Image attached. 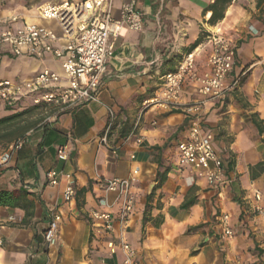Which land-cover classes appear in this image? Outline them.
I'll return each instance as SVG.
<instances>
[{
  "label": "crops",
  "instance_id": "obj_1",
  "mask_svg": "<svg viewBox=\"0 0 264 264\" xmlns=\"http://www.w3.org/2000/svg\"><path fill=\"white\" fill-rule=\"evenodd\" d=\"M128 1L113 0L114 18L120 17V9ZM214 1L137 0V8L143 12V28L111 39L112 53L98 100L66 110L44 108L43 120L26 133L22 146L0 166V190H23L33 202L31 208L0 207V264H122L121 238L137 249L139 264H187L190 249L200 237V233L185 236L189 228L225 214L230 226L238 220L245 211L241 201L256 194L264 176L263 172L256 179L251 177V167L264 161V143L251 118L257 113L264 121V1L258 5V0H232L224 18L212 23ZM14 15L19 22L53 29L38 12L0 8L1 22ZM219 29L236 41V63L229 80L240 78V83L224 100L204 106L201 126L213 134V147L223 160L226 178L214 186L201 178L190 185L189 173L180 170L177 162L192 120L186 106L200 96L187 82L172 108H162L150 100L161 94L165 76L177 70L188 52L197 50L198 68L205 69L210 54L207 37ZM199 38L201 42L193 49ZM46 67L63 74L60 60L51 55L15 56L0 46V80L29 79ZM23 108L10 110L0 102V118ZM111 122L108 140L103 142ZM62 145L69 147L66 161L57 157ZM159 161L160 170L170 167L161 185L155 180ZM51 169L73 174V202L62 197L65 177L58 185L48 183ZM134 175L131 190L135 210L127 226L116 220L114 231L100 230L91 211L106 210L111 205L118 212L113 205L115 194L105 190L106 181ZM155 187L150 202L153 219L144 224L147 196ZM193 187L198 202L181 209ZM104 198L107 204L101 202ZM55 211L62 220L58 238L50 245L45 231ZM109 242L117 244L115 253H111ZM212 244L205 245V251ZM204 259L201 254L191 263Z\"/></svg>",
  "mask_w": 264,
  "mask_h": 264
},
{
  "label": "built area",
  "instance_id": "obj_2",
  "mask_svg": "<svg viewBox=\"0 0 264 264\" xmlns=\"http://www.w3.org/2000/svg\"><path fill=\"white\" fill-rule=\"evenodd\" d=\"M40 18L56 22L62 34L54 29L35 23L19 22L18 16H10L1 22L0 46L15 56L44 58L48 55L60 60L63 74L50 68H43L37 75L25 80H0V102L6 107H25L28 105L54 106L66 110L97 101L107 63L112 53L111 39L124 36L127 31H140L143 28V12L137 8V0L125 2L118 19L113 16V0H63L60 3L44 2L37 8ZM210 54L203 71L197 65V50L185 54L175 72L164 78L163 89L159 96L150 100L162 108L176 106L185 83L193 84L200 96L193 104L186 106V113L192 118L188 136L180 144L177 165L189 173V184L196 179H205L208 185L224 183L226 173L223 160L213 147V134L202 128L204 106L214 100H224L235 90L240 78L229 80L236 63V41L220 29L209 33ZM63 41V45L59 42ZM111 114L113 112L111 111ZM112 122L107 126L102 141L106 142L111 132ZM23 140L3 153L0 166L5 164L10 153L19 149ZM59 160L69 159V147L62 145L57 149ZM138 170H134L136 175ZM128 178L114 177L106 181L105 190L114 193L113 205L117 214L108 209H94L91 218L98 222L99 229L112 232L115 221L126 227L135 210V194L131 188L137 176ZM65 177L66 185L62 194L65 202H73L76 196V180L72 173L51 169L47 172L50 185H58ZM107 204L106 198L102 199ZM62 215L52 213L45 240L54 244L58 238ZM225 234L232 235L229 216L222 219ZM120 249L124 258L122 264H139L138 252L124 238L120 239ZM111 253L117 244L109 242Z\"/></svg>",
  "mask_w": 264,
  "mask_h": 264
},
{
  "label": "rangeland",
  "instance_id": "obj_3",
  "mask_svg": "<svg viewBox=\"0 0 264 264\" xmlns=\"http://www.w3.org/2000/svg\"><path fill=\"white\" fill-rule=\"evenodd\" d=\"M47 1L50 0H0V8L5 10L18 7L36 13L39 5ZM49 24L58 34H62L56 22ZM44 116V110H39L32 118ZM258 188L251 198L241 201V208L245 211L235 223L231 222V236L225 234L221 221L224 215L220 219L214 216L212 221L201 223V227L185 233V236L200 233L198 241L190 249L191 259L187 264H192L194 257L201 254L205 255V259L197 264H264V176ZM210 243L213 244L207 252L205 245Z\"/></svg>",
  "mask_w": 264,
  "mask_h": 264
},
{
  "label": "trees",
  "instance_id": "obj_4",
  "mask_svg": "<svg viewBox=\"0 0 264 264\" xmlns=\"http://www.w3.org/2000/svg\"><path fill=\"white\" fill-rule=\"evenodd\" d=\"M232 0H215L213 5L211 6L212 16L210 21L212 23H216L221 20L225 16V10L228 4ZM264 0H258V5ZM201 42V38H199L194 46L197 47ZM10 110H14L12 107H7ZM45 106L43 105H30L24 107L22 110L14 111L4 117L0 118V151H6L10 145L15 144L18 140H23L26 133L35 127L38 123H40L43 118H35L32 116L35 112L39 110H44ZM252 122L257 126L259 135L261 136L262 142L264 143V121L259 118L257 113H253L251 115ZM160 149V148H159ZM234 161L229 163V167L232 168ZM162 167L161 162H158V170L156 172L155 180L158 181V185L163 184L170 172V167H165L163 170H160ZM264 172V161L257 163L255 166L251 167V177L252 179H256ZM156 187L151 191V193L147 196V203L143 216V223L146 224L148 221H151L153 217L151 216L152 206L150 202L152 201L155 194ZM196 188L193 187L189 191V196L184 200L181 204L180 208L187 210L194 204L198 202V197L195 194ZM19 207L24 206L25 208H31L33 206V202L27 198V193L23 190L16 191H8L5 189L0 190V207ZM161 208V205H157ZM162 217V216H161ZM159 219V217L157 218ZM159 226V223H156ZM202 224L197 226H193L187 230L189 233L192 230H195L201 227Z\"/></svg>",
  "mask_w": 264,
  "mask_h": 264
}]
</instances>
